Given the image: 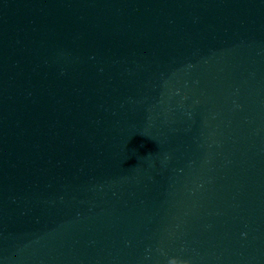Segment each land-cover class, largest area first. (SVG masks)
I'll use <instances>...</instances> for the list:
<instances>
[{
    "label": "water",
    "instance_id": "obj_1",
    "mask_svg": "<svg viewBox=\"0 0 264 264\" xmlns=\"http://www.w3.org/2000/svg\"><path fill=\"white\" fill-rule=\"evenodd\" d=\"M264 264V40L98 59L0 43V264Z\"/></svg>",
    "mask_w": 264,
    "mask_h": 264
},
{
    "label": "clouds",
    "instance_id": "obj_2",
    "mask_svg": "<svg viewBox=\"0 0 264 264\" xmlns=\"http://www.w3.org/2000/svg\"><path fill=\"white\" fill-rule=\"evenodd\" d=\"M171 264H176V261H175V260H173V261L171 262Z\"/></svg>",
    "mask_w": 264,
    "mask_h": 264
}]
</instances>
